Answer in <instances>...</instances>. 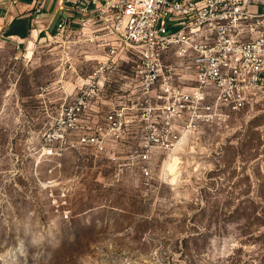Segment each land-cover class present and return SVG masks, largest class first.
Segmentation results:
<instances>
[{
    "label": "rangeland",
    "instance_id": "374dc122",
    "mask_svg": "<svg viewBox=\"0 0 264 264\" xmlns=\"http://www.w3.org/2000/svg\"><path fill=\"white\" fill-rule=\"evenodd\" d=\"M99 53L0 40V264H264V97L155 149L146 179L142 124L100 153L66 119Z\"/></svg>",
    "mask_w": 264,
    "mask_h": 264
},
{
    "label": "built area",
    "instance_id": "2783aa9c",
    "mask_svg": "<svg viewBox=\"0 0 264 264\" xmlns=\"http://www.w3.org/2000/svg\"><path fill=\"white\" fill-rule=\"evenodd\" d=\"M65 1L69 14L49 39L68 48L87 43L105 49L66 119L80 131L79 143L100 153L142 124L131 158L144 161L146 179L155 149L173 150L193 124L264 97V0L257 12L251 9L256 0ZM76 17L78 29L72 27ZM115 75L123 84L112 98L107 90ZM96 106L107 110L92 125Z\"/></svg>",
    "mask_w": 264,
    "mask_h": 264
},
{
    "label": "crops",
    "instance_id": "0c3cea01",
    "mask_svg": "<svg viewBox=\"0 0 264 264\" xmlns=\"http://www.w3.org/2000/svg\"><path fill=\"white\" fill-rule=\"evenodd\" d=\"M81 6L88 4L87 0H79ZM262 0H256L251 6L253 11L260 10ZM70 2L61 0H0V40L10 42L18 47L27 43L45 41L56 31L58 22L69 14L67 8ZM90 11L93 6L88 5ZM75 15L81 12L75 10ZM77 17L72 20V27L79 28ZM98 49L97 60L103 58L105 49L94 47L87 43H80ZM77 46V45H76ZM87 55H85L86 57Z\"/></svg>",
    "mask_w": 264,
    "mask_h": 264
}]
</instances>
